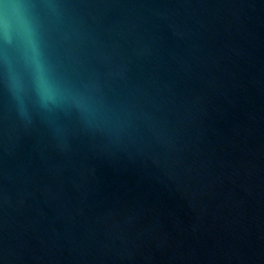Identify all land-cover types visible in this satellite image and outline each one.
I'll list each match as a JSON object with an SVG mask.
<instances>
[{"label": "water", "instance_id": "obj_1", "mask_svg": "<svg viewBox=\"0 0 264 264\" xmlns=\"http://www.w3.org/2000/svg\"><path fill=\"white\" fill-rule=\"evenodd\" d=\"M55 85L0 37V264H264V0H22Z\"/></svg>", "mask_w": 264, "mask_h": 264}, {"label": "clouds", "instance_id": "obj_2", "mask_svg": "<svg viewBox=\"0 0 264 264\" xmlns=\"http://www.w3.org/2000/svg\"><path fill=\"white\" fill-rule=\"evenodd\" d=\"M26 8L22 0H0V37L5 41L16 38L23 43L37 90L43 99L51 100L55 96V85L48 77Z\"/></svg>", "mask_w": 264, "mask_h": 264}]
</instances>
